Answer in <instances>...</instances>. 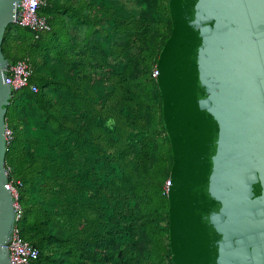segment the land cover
<instances>
[{"label":"trees","instance_id":"1","mask_svg":"<svg viewBox=\"0 0 264 264\" xmlns=\"http://www.w3.org/2000/svg\"><path fill=\"white\" fill-rule=\"evenodd\" d=\"M45 1L50 30L24 28L28 36L13 23L2 44L6 58L19 47L8 62L27 61L38 87L15 91L7 108L17 225L39 251L30 264H179L167 192L150 186L156 166L170 175L173 164L151 72L172 31L168 0L131 10L119 0Z\"/></svg>","mask_w":264,"mask_h":264},{"label":"water","instance_id":"2","mask_svg":"<svg viewBox=\"0 0 264 264\" xmlns=\"http://www.w3.org/2000/svg\"><path fill=\"white\" fill-rule=\"evenodd\" d=\"M156 80L173 164L169 233L179 264H264V0H168ZM18 0H0V264H11L2 44Z\"/></svg>","mask_w":264,"mask_h":264},{"label":"built area","instance_id":"3","mask_svg":"<svg viewBox=\"0 0 264 264\" xmlns=\"http://www.w3.org/2000/svg\"><path fill=\"white\" fill-rule=\"evenodd\" d=\"M45 4V0H18V12L14 24L29 29L36 37L41 33L49 31L51 27L47 17L40 14V10ZM157 74L158 71L156 69L153 76L156 77ZM31 75L32 69L30 64L25 60H18L14 63L8 62L4 69V81L9 84L13 92L26 87H30L33 92H37L38 87L30 84ZM4 134L8 145L13 137V132L8 124L5 127ZM17 185H20V181L13 179H8L6 185L13 196L14 206V223L7 242V249L11 264H30L38 257L39 251L29 241L23 239L18 228L17 224L21 218V205L19 203Z\"/></svg>","mask_w":264,"mask_h":264},{"label":"rangeland","instance_id":"4","mask_svg":"<svg viewBox=\"0 0 264 264\" xmlns=\"http://www.w3.org/2000/svg\"><path fill=\"white\" fill-rule=\"evenodd\" d=\"M119 1H120V3H123L128 10H131V9H134V8L137 7V5H136V1L137 0H119ZM57 30H59L58 27H57ZM69 30H70V32L73 31V29H69ZM77 32H79L82 35L84 33V30L83 29H81V30L79 29V30H77ZM13 33H15V34L18 33V30L16 29V27H13L11 29L9 35H11ZM20 33L24 34V35H28V36L32 35L29 31H27L24 28H20ZM79 39H80V41L83 42L85 38L83 36V37H80ZM15 41L16 40H14V42ZM14 42H13V40H12V42L11 41L10 42H6V48L9 49L11 43L15 44ZM18 49H19V47L16 46L15 49H11V51H9L8 54H6L8 61H11V58H13L14 55L19 54ZM155 70H156V62H154L153 66H152V70H151L152 75L154 74ZM6 118L8 119L7 123H10V124H11V122L14 119L12 116H10V114H8V116L6 114ZM168 181H169L168 165L166 163L159 164L151 172V176H150V186H151V188H154L157 191H160V188H161V186L163 184V188L166 191L167 190Z\"/></svg>","mask_w":264,"mask_h":264}]
</instances>
